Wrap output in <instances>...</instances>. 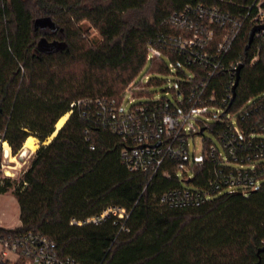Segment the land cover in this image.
<instances>
[{"label": "trees", "instance_id": "obj_1", "mask_svg": "<svg viewBox=\"0 0 264 264\" xmlns=\"http://www.w3.org/2000/svg\"><path fill=\"white\" fill-rule=\"evenodd\" d=\"M200 7L208 12L217 7L231 22L241 21L231 46L219 57L224 68L208 76L178 55L149 59L150 44L162 36L189 35L168 20L187 10L196 19ZM260 8L264 10V0H0V194L14 188L21 220L16 228L0 226V233L40 232L78 264H264V177L253 189L229 190L222 180L223 188L214 190L213 181L238 164L211 157L213 140L207 141L200 164L190 165L192 176L171 159L153 175L131 171L122 159L131 140L98 114L100 99L123 107L130 93L141 99L131 107L168 102L178 110L180 100L184 107L191 105L186 103L189 92L203 80V97L213 96L210 107L222 109L219 117L209 116L215 120L206 129L220 142L218 134L231 122L228 114L239 116L264 102L263 32L245 52ZM45 16L56 23V31L35 29L34 21ZM84 21L99 32V42L83 29ZM212 27L215 37L206 47L211 57L226 32ZM43 36L57 47L42 49ZM167 59L183 77L172 88L175 100L156 99L150 88L140 91L158 78L150 74L170 71ZM241 63L231 102L237 76L233 66ZM67 113L65 124L37 149L20 179L5 176L3 143H9L13 155L31 135L43 143ZM263 115L264 110L253 111L244 121L254 142L264 140ZM254 152L249 145L238 154L246 158ZM183 181L192 186L184 187ZM175 188L209 193V198L199 206L170 207L162 197ZM110 206L126 208L128 217L84 222Z\"/></svg>", "mask_w": 264, "mask_h": 264}, {"label": "built area", "instance_id": "obj_2", "mask_svg": "<svg viewBox=\"0 0 264 264\" xmlns=\"http://www.w3.org/2000/svg\"><path fill=\"white\" fill-rule=\"evenodd\" d=\"M196 15L198 17L192 19L188 15V10L173 15L168 22L183 28L189 35L162 36L150 44L148 58L161 57L165 53L178 55L184 58V63L187 65L197 64L204 68L208 76L213 75L218 68H224L219 57L231 46L241 26V21L233 19L231 22L228 14L217 7L210 9V12L200 7ZM257 19L259 20L257 24L264 23L262 8L259 9ZM213 25L219 26L218 28L222 30L225 29L226 32L218 47L212 51L213 56L211 57L206 47L215 37ZM237 68L238 66L234 65L233 72H237ZM206 85V81L202 80L197 87H193L186 101L191 105L184 107L183 100H180L181 105L178 110L170 109L168 102L156 104L154 107L138 104L125 109L117 107L114 101L106 99L98 101L100 119L120 132L125 140H131L122 151L123 162L131 171L147 172L153 175L166 159H171L180 162L182 170L189 173L191 165L189 136L200 134L202 129H210L212 124L207 121L210 119L209 116L219 117L222 111V109L210 107V104L215 101L213 96L210 99L203 97ZM132 86L128 87V92L131 91ZM139 90L146 92L149 87L143 85ZM130 102L134 100L130 98ZM225 102L228 100L226 99ZM260 110H264V102L253 109L246 110L239 116L228 114L231 122L227 124L224 131L218 134L224 152L217 143L213 141L210 143L211 157L222 159L225 164L234 162L238 164L236 168H231L228 173H222L221 178L213 181L214 190L223 188L222 180L229 190L238 187L253 189L264 177V164L257 162L264 160V140L254 142L250 138L255 135H247L243 125L244 121L251 116V112ZM204 117L207 120H201ZM261 130H264V125L261 126ZM249 145H254L255 152L246 158L239 156V151ZM246 160L249 162H247L248 166L244 164ZM201 161L202 159L193 164L198 165ZM208 194L187 188H175L166 192L162 201L170 207L199 206L209 198ZM128 215L126 208L110 206L99 214L88 217L84 222L99 224L111 218L123 221ZM0 264H78V262L72 257L62 256L53 239L30 230L0 233Z\"/></svg>", "mask_w": 264, "mask_h": 264}, {"label": "rangeland", "instance_id": "obj_3", "mask_svg": "<svg viewBox=\"0 0 264 264\" xmlns=\"http://www.w3.org/2000/svg\"><path fill=\"white\" fill-rule=\"evenodd\" d=\"M83 29H85L89 33V37L94 43H97L101 40V36L99 32L91 27V24L87 21L82 23ZM170 71L164 74H150L151 77L157 76V79L152 82L149 86L151 91L154 93V98H169L171 100H175L174 94L172 93V88L176 81L182 80L183 77L179 74L178 67L175 64H172V61L167 59ZM149 64L146 66L144 72H148ZM150 79H146L145 82L147 83ZM130 98L135 102H139L141 99L139 97H134L131 93L127 94L125 97V101L123 103V107L125 109H129L132 105L130 102ZM134 102V103H135ZM69 117V116H68ZM202 120H207L206 118H202ZM215 119H209L208 122H213ZM33 136V135H32ZM35 137V136H34ZM208 140H213V142L217 143L219 148L224 152V149L220 145V142L215 137V135L206 130L204 133L190 135L188 138L189 142V152L191 155V164L195 161H200L204 156V149L206 147V143ZM51 140L49 138L41 143V141L35 137L34 145L35 150H31L27 147L22 148V150L17 154L13 155L10 151L11 155H5V149L3 146V159H2V170L5 176H9L12 179L18 180L23 175L25 170L30 166L32 158L36 153L37 149L42 144H48ZM180 174L183 175V172L180 171ZM194 172L189 167V176H192ZM17 183H15L16 185ZM182 185L184 187L192 186L189 185L187 182L183 181ZM14 188L9 190L6 193L0 194V224L3 227L8 228H16L20 224V207L17 202V199L14 196Z\"/></svg>", "mask_w": 264, "mask_h": 264}, {"label": "water", "instance_id": "obj_4", "mask_svg": "<svg viewBox=\"0 0 264 264\" xmlns=\"http://www.w3.org/2000/svg\"><path fill=\"white\" fill-rule=\"evenodd\" d=\"M34 27H35V29H41L42 31H47V30L56 31V29L58 28L56 23L49 16L37 18L34 21ZM258 32L264 33V24L263 23L256 24L250 30L249 41H248V44L246 45L245 52H247V50L251 46V44L254 40V37ZM40 45H42V49H44V50H54L57 47V44L55 42H48V40L45 36H43L41 38ZM242 65H243V63H241L239 65V67L237 68V76H236L235 84H234L233 89H232L233 90V96H232L231 102L235 99V96H236V87H237L238 82H239L240 69H241ZM204 130L205 129H202L201 132H204ZM56 131L58 132L57 128H56ZM260 251H264V246L262 248H260Z\"/></svg>", "mask_w": 264, "mask_h": 264}, {"label": "bare ground", "instance_id": "obj_5", "mask_svg": "<svg viewBox=\"0 0 264 264\" xmlns=\"http://www.w3.org/2000/svg\"><path fill=\"white\" fill-rule=\"evenodd\" d=\"M68 116H69V113L65 114L63 117H61L59 119V121L57 122V125H56L57 130H59L65 124V122L68 119ZM56 134H57V131H55L53 133V135L49 137V140H51ZM34 139H35L34 136H32V135L29 136L27 138V140L25 141L24 147H27V148L31 149L32 151L35 150ZM3 146L5 149V155L10 156L11 155V153H10L11 147H10L9 143L7 141H5L3 143Z\"/></svg>", "mask_w": 264, "mask_h": 264}, {"label": "crops", "instance_id": "obj_6", "mask_svg": "<svg viewBox=\"0 0 264 264\" xmlns=\"http://www.w3.org/2000/svg\"><path fill=\"white\" fill-rule=\"evenodd\" d=\"M19 223H20V224H19L18 226H20V225H21V220L19 221ZM0 226H2V225L0 224ZM6 228H8V227H6ZM10 228H11V227H10ZM12 228H14V227H12Z\"/></svg>", "mask_w": 264, "mask_h": 264}]
</instances>
